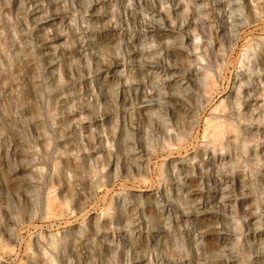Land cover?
Segmentation results:
<instances>
[{"label": "rangeland", "instance_id": "374dc122", "mask_svg": "<svg viewBox=\"0 0 264 264\" xmlns=\"http://www.w3.org/2000/svg\"><path fill=\"white\" fill-rule=\"evenodd\" d=\"M0 264H264V0H0Z\"/></svg>", "mask_w": 264, "mask_h": 264}]
</instances>
